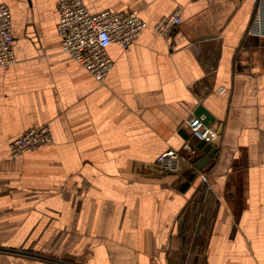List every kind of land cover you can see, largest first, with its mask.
Instances as JSON below:
<instances>
[{
	"label": "crops",
	"instance_id": "1",
	"mask_svg": "<svg viewBox=\"0 0 264 264\" xmlns=\"http://www.w3.org/2000/svg\"><path fill=\"white\" fill-rule=\"evenodd\" d=\"M147 25L97 82L62 53L58 0H0L17 63L0 70V264H264V37L252 0H84ZM179 14L169 38L154 29ZM198 106L221 130L175 173ZM47 126L51 142L13 157ZM188 135V137H187ZM209 157V162L196 164Z\"/></svg>",
	"mask_w": 264,
	"mask_h": 264
},
{
	"label": "built area",
	"instance_id": "2",
	"mask_svg": "<svg viewBox=\"0 0 264 264\" xmlns=\"http://www.w3.org/2000/svg\"><path fill=\"white\" fill-rule=\"evenodd\" d=\"M256 11L251 33L264 37V0H252ZM59 20L57 32L61 38L62 53L71 57L97 82H103L113 68L108 49L118 44L127 50L141 34L147 23L135 12L102 11L92 13L84 0H58ZM179 14L163 18L154 27L164 38H169L180 24ZM13 30L10 9L0 4V70H7L18 61L13 48ZM191 140L182 146L183 153L169 149L162 153L153 166L166 173H175L181 165L194 167V159L199 155L197 143L204 141L213 147L219 139V129L206 125L203 118L191 115L187 121ZM52 135L47 126L23 132L10 142L11 156L17 157L51 142ZM39 264H64L59 259L42 258Z\"/></svg>",
	"mask_w": 264,
	"mask_h": 264
},
{
	"label": "water",
	"instance_id": "3",
	"mask_svg": "<svg viewBox=\"0 0 264 264\" xmlns=\"http://www.w3.org/2000/svg\"><path fill=\"white\" fill-rule=\"evenodd\" d=\"M194 115L197 117V118H203V122L206 124V125H211L213 123H215V118L209 113L207 112L203 106H198L194 112ZM219 134H221V130H219ZM188 137V135H187ZM197 148L199 150H204L205 152L209 153V157L210 156H214L216 155L217 153V149L214 148L211 144H207L205 143L203 140L202 141H199L197 143ZM209 157L199 161L197 164H196V167L197 168H201L203 167V165H205L204 163H208L209 162Z\"/></svg>",
	"mask_w": 264,
	"mask_h": 264
}]
</instances>
